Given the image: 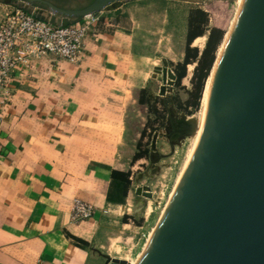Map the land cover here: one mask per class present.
I'll list each match as a JSON object with an SVG mask.
<instances>
[{"label":"crops","instance_id":"obj_1","mask_svg":"<svg viewBox=\"0 0 264 264\" xmlns=\"http://www.w3.org/2000/svg\"><path fill=\"white\" fill-rule=\"evenodd\" d=\"M160 1L105 9L78 61L32 58L0 95V264L101 256L103 226L130 198L132 111L164 60L157 35L170 12ZM6 14L0 9V21ZM77 201L93 206L91 218L72 220Z\"/></svg>","mask_w":264,"mask_h":264},{"label":"water","instance_id":"obj_2","mask_svg":"<svg viewBox=\"0 0 264 264\" xmlns=\"http://www.w3.org/2000/svg\"><path fill=\"white\" fill-rule=\"evenodd\" d=\"M27 1L76 22L133 0H90L80 8ZM164 65L155 73L173 86L177 77ZM101 256L105 264H128ZM138 264H264V0H245L238 13L194 149Z\"/></svg>","mask_w":264,"mask_h":264},{"label":"rangeland","instance_id":"obj_3","mask_svg":"<svg viewBox=\"0 0 264 264\" xmlns=\"http://www.w3.org/2000/svg\"><path fill=\"white\" fill-rule=\"evenodd\" d=\"M53 1L61 7L68 8L84 7L90 2V0ZM160 4L158 10L162 11L166 8L170 16L167 30L157 35L159 40L163 41L160 43L156 59L164 60H157L155 66L165 68L164 61H166L169 70H172L176 77L180 72L179 66L185 59L187 34L191 29L190 19L199 11L207 14L208 22L204 35L206 47L210 30L224 24H227L229 29L237 10L234 2L166 0L160 1ZM111 7L108 8L113 9L116 5ZM13 8L30 10L34 5L27 0H0V9L11 11ZM43 15L48 19L62 20L59 19L60 16L51 14L49 10H44ZM198 20L199 15L196 21ZM205 47L199 49L192 44V48H197L200 55ZM189 65H195L193 73L187 67L186 77L180 83L176 79L173 86L161 80H153L149 91L140 95L141 102L132 111L135 131L133 130V151L127 162L132 174L130 198L121 210L116 209L114 214L118 212L121 214L120 217L111 220L108 218L106 225L103 226L102 238L95 244V248H99L103 255L134 264L142 255L167 207L193 143L190 134L176 128V121L184 116H191L190 113L198 116L201 112V105L197 111L192 108L198 63L191 61ZM164 86L166 89L162 92ZM140 190L150 192L153 198L137 195ZM105 262V258L98 256L94 264H105Z\"/></svg>","mask_w":264,"mask_h":264},{"label":"built area","instance_id":"obj_4","mask_svg":"<svg viewBox=\"0 0 264 264\" xmlns=\"http://www.w3.org/2000/svg\"><path fill=\"white\" fill-rule=\"evenodd\" d=\"M103 12L76 22L66 21L67 25L64 20L57 24L25 8L7 10L0 21V95L19 67L29 65L32 58L78 61L85 50L86 40L90 35H97ZM93 214V206L77 201L72 220L89 219Z\"/></svg>","mask_w":264,"mask_h":264},{"label":"trees","instance_id":"obj_5","mask_svg":"<svg viewBox=\"0 0 264 264\" xmlns=\"http://www.w3.org/2000/svg\"><path fill=\"white\" fill-rule=\"evenodd\" d=\"M198 15L199 20L197 22L196 20ZM207 22V14L203 11H199L196 16H193L190 19L191 29L187 37L185 59L183 64L179 66L180 72L177 75V81L180 83L186 77L187 67L189 64H191V61H195L198 63V66L196 68L197 78L192 102V108L195 111L200 108L207 81L216 62L217 52L228 31L227 24H224V26H215L214 28H212L208 35L206 47L200 55L197 48H192V44L195 39L205 35V26L207 25ZM65 24L68 25L69 23L65 22ZM192 114L193 113H190L189 115ZM127 183L129 184V181Z\"/></svg>","mask_w":264,"mask_h":264},{"label":"bare ground","instance_id":"obj_6","mask_svg":"<svg viewBox=\"0 0 264 264\" xmlns=\"http://www.w3.org/2000/svg\"><path fill=\"white\" fill-rule=\"evenodd\" d=\"M244 1L245 0H233L232 1V2H234V4L237 7V10L235 12L236 14H235V16H234V18H233V20H232V22L230 24V27H229V29H228L225 37H224V40H223V42H222V44H221V46H220V48H219V50L217 52L216 62H215L214 67H213V69L211 71L210 77H209V79L207 81V84H206V87H205V90H204V94H203V98H202V101H201V112L198 114V116L197 115H191V116H187V117L184 116L181 119H177V121H176L177 122V124H175L176 128L186 130L188 132V135L190 134L192 136V142L193 143H192V147L190 149V152L188 154L186 163L184 165V168L182 169V172H181V174H180V176H179V178L177 180V184L175 186V189H176V187H177V185H178V183H179V181H180V179H181V177H182V175L184 173V170H185V168H186V166L188 164V161H189L190 156L192 154V151L194 149V146H195V143H196L199 131H200V127H201V124H202V120H203V117H204V113H205V109H206V106H207V102H208V99H209V95H210V92H211V88H212V84H213V81H214V77H215L217 66L219 64L220 58H221L222 53H223V51L225 49V46L227 44V41H228L229 36L231 34V31H232V28H233V26L235 24L236 18L238 16V13H239ZM205 41H206V36H201V37H198L197 39H195L193 44L196 47H198L199 49H203L205 47ZM194 67H195V65L194 66L193 65H189V71L191 73H193ZM160 72L161 71L159 69V76H160ZM175 189H174V191H175ZM174 191H173V193H174ZM173 193H172V195H173ZM172 195H171V198H172ZM171 198H170V200H171ZM170 200H169V202H170ZM169 202H168V204H169ZM168 204H167V206H168ZM166 209H167V207L165 208V210L163 212V215H164ZM163 215H162V217H163ZM158 225L155 228V230L153 231V233L151 234V237H150L149 241L147 242V245H146L142 255L139 257V259L134 264H138L140 262V260L142 259L147 247L149 246V244H150V242H151V240H152V238H153V236H154V234H155V232H156V230L158 228ZM129 264H132V263L129 262Z\"/></svg>","mask_w":264,"mask_h":264},{"label":"flooded vegetation","instance_id":"obj_7","mask_svg":"<svg viewBox=\"0 0 264 264\" xmlns=\"http://www.w3.org/2000/svg\"><path fill=\"white\" fill-rule=\"evenodd\" d=\"M54 2V1H53Z\"/></svg>","mask_w":264,"mask_h":264}]
</instances>
